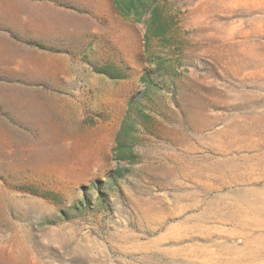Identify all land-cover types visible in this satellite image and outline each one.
I'll return each instance as SVG.
<instances>
[{"label": "rangeland", "instance_id": "374dc122", "mask_svg": "<svg viewBox=\"0 0 264 264\" xmlns=\"http://www.w3.org/2000/svg\"><path fill=\"white\" fill-rule=\"evenodd\" d=\"M54 3L0 0V264H264V0Z\"/></svg>", "mask_w": 264, "mask_h": 264}, {"label": "crops", "instance_id": "0c3cea01", "mask_svg": "<svg viewBox=\"0 0 264 264\" xmlns=\"http://www.w3.org/2000/svg\"><path fill=\"white\" fill-rule=\"evenodd\" d=\"M54 1H29L20 0V4L13 5L10 12L7 6L6 16L3 18V24L6 29H12L20 33L25 39H54L62 40L69 37L70 32L74 33L75 28L71 26L76 17L69 16L68 11L54 3ZM73 2L94 3L98 0H71ZM9 14H12L10 17ZM72 28V29H71Z\"/></svg>", "mask_w": 264, "mask_h": 264}, {"label": "trees", "instance_id": "16d2710c", "mask_svg": "<svg viewBox=\"0 0 264 264\" xmlns=\"http://www.w3.org/2000/svg\"><path fill=\"white\" fill-rule=\"evenodd\" d=\"M116 9H117V7H116ZM118 9H119V8H118ZM121 12H122V11H121ZM121 12H120V13H121ZM122 13H125V12H122ZM101 72L104 73V74H106V71H104V70H102Z\"/></svg>", "mask_w": 264, "mask_h": 264}]
</instances>
